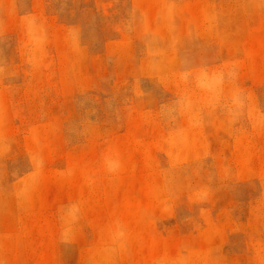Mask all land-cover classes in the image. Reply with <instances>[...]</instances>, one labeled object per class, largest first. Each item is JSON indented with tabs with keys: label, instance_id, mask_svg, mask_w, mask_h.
<instances>
[{
	"label": "rangeland",
	"instance_id": "rangeland-1",
	"mask_svg": "<svg viewBox=\"0 0 264 264\" xmlns=\"http://www.w3.org/2000/svg\"><path fill=\"white\" fill-rule=\"evenodd\" d=\"M264 264V0H0V264Z\"/></svg>",
	"mask_w": 264,
	"mask_h": 264
},
{
	"label": "bare ground",
	"instance_id": "bare-ground-1",
	"mask_svg": "<svg viewBox=\"0 0 264 264\" xmlns=\"http://www.w3.org/2000/svg\"><path fill=\"white\" fill-rule=\"evenodd\" d=\"M157 264V263H156ZM161 264V263H160Z\"/></svg>",
	"mask_w": 264,
	"mask_h": 264
}]
</instances>
